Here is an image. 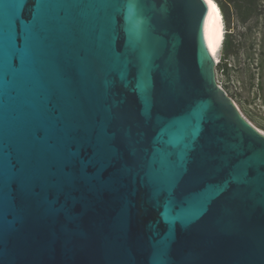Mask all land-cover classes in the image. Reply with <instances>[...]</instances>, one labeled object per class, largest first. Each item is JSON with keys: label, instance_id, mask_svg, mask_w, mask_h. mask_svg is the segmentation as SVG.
I'll return each instance as SVG.
<instances>
[{"label": "water", "instance_id": "water-1", "mask_svg": "<svg viewBox=\"0 0 264 264\" xmlns=\"http://www.w3.org/2000/svg\"><path fill=\"white\" fill-rule=\"evenodd\" d=\"M220 35L208 0H0V264H264Z\"/></svg>", "mask_w": 264, "mask_h": 264}, {"label": "rangeland", "instance_id": "rangeland-1", "mask_svg": "<svg viewBox=\"0 0 264 264\" xmlns=\"http://www.w3.org/2000/svg\"><path fill=\"white\" fill-rule=\"evenodd\" d=\"M212 1L225 25L226 42L217 58L218 84L248 121L264 133V0H231L232 6H240L239 11L232 7L231 26L220 4L226 0ZM241 12L251 15L242 21Z\"/></svg>", "mask_w": 264, "mask_h": 264}, {"label": "trees", "instance_id": "trees-1", "mask_svg": "<svg viewBox=\"0 0 264 264\" xmlns=\"http://www.w3.org/2000/svg\"><path fill=\"white\" fill-rule=\"evenodd\" d=\"M220 4H221V8L223 10V14L225 15L224 17L227 18L228 24H229V26H231L232 15H233L232 7H234L237 11H239L240 6L237 5L236 3L233 4V6H232L231 0H226L225 2H221ZM241 15H242L241 16L242 21H246V19H248V17L251 15V13L250 12H244V13L241 12ZM224 42H226V39Z\"/></svg>", "mask_w": 264, "mask_h": 264}, {"label": "bare ground", "instance_id": "bare-ground-1", "mask_svg": "<svg viewBox=\"0 0 264 264\" xmlns=\"http://www.w3.org/2000/svg\"><path fill=\"white\" fill-rule=\"evenodd\" d=\"M210 3H211V5L215 8V10H216V12H217V14H218V16H219V19H220V22H221V35H220V38H219V43H218V53H217V56H216V59H215V61H214V65L216 66V68H217V58H218V54H219V52H220V50L222 49V47H223V45H224V39H225V37H224V21H223V18H222V16L220 15V11L218 10V8L215 6V4L213 3V1L212 0H208ZM219 63V62H218ZM220 86V85H219ZM224 90V89H223ZM225 91V90H224ZM227 94V93H226ZM259 130V129H258ZM260 131V130H259ZM260 132H262V131H260ZM263 133V132H262ZM264 134V133H263Z\"/></svg>", "mask_w": 264, "mask_h": 264}, {"label": "built area", "instance_id": "built-area-1", "mask_svg": "<svg viewBox=\"0 0 264 264\" xmlns=\"http://www.w3.org/2000/svg\"><path fill=\"white\" fill-rule=\"evenodd\" d=\"M219 65V63L217 62V66Z\"/></svg>", "mask_w": 264, "mask_h": 264}]
</instances>
